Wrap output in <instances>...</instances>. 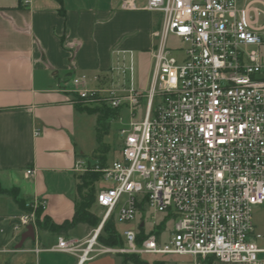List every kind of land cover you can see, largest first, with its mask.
Returning a JSON list of instances; mask_svg holds the SVG:
<instances>
[{"label": "built area", "instance_id": "1", "mask_svg": "<svg viewBox=\"0 0 264 264\" xmlns=\"http://www.w3.org/2000/svg\"><path fill=\"white\" fill-rule=\"evenodd\" d=\"M117 2L122 10L160 14L151 32L148 89L133 85L130 51L104 71L71 75L68 92L76 101L125 108L129 120L119 128L120 157L91 169L108 182L95 191L103 209L98 226L83 243L58 236L49 250L74 254L79 263L100 254H137L175 264H202L209 256L264 264V246L254 240L264 235L255 233L252 221L253 206L264 203V7L252 0ZM170 35L182 50L168 46ZM84 168L77 160L75 170ZM24 206L12 219L13 234L36 227L44 201L33 197ZM147 206L165 222L174 220L167 240L155 232L160 219L136 242ZM111 216L136 222L122 231L119 246L97 240Z\"/></svg>", "mask_w": 264, "mask_h": 264}, {"label": "crops", "instance_id": "2", "mask_svg": "<svg viewBox=\"0 0 264 264\" xmlns=\"http://www.w3.org/2000/svg\"><path fill=\"white\" fill-rule=\"evenodd\" d=\"M145 1L135 0L139 7ZM252 1L264 7V0ZM155 14L122 10L117 0H0V188H15L13 194L0 193V264H121L115 254L79 263L74 254L49 250L58 236L85 242L94 229L85 223L66 234L36 224L34 239L19 249L21 233L13 234L11 223L33 197L44 201L40 220L71 219L78 199L75 163L83 159L78 133L86 115L95 114L82 110L68 92L70 77L104 71L123 51L133 61L136 53L150 52L152 58ZM202 264L247 263L209 256Z\"/></svg>", "mask_w": 264, "mask_h": 264}, {"label": "rangeland", "instance_id": "3", "mask_svg": "<svg viewBox=\"0 0 264 264\" xmlns=\"http://www.w3.org/2000/svg\"><path fill=\"white\" fill-rule=\"evenodd\" d=\"M244 2L246 0H239ZM258 6V5H257ZM264 6V5H263ZM260 7V6H258ZM156 20L159 24L160 14L156 13ZM260 23L264 22V17H260ZM158 27V26H157ZM155 26V28H157ZM126 35H130V32H127ZM168 46L178 47L182 50L183 44L178 41L174 36L170 35L167 40ZM262 52L264 54V46L262 47ZM179 55V53H174ZM134 75H133V85L136 89L145 93L148 89L149 76L152 67V58L150 52L146 53H136L134 57ZM144 102V98L141 103ZM86 106V105H84ZM102 105H90L87 106L88 110L93 112L98 118H102V121L99 123V130L101 132V147L99 148V142L96 138V124H95V115H86V121L84 126L79 130V152H82V157L84 161V169L77 171L78 176L87 172L92 171L91 169L99 164H101L102 159L106 163H111L113 160L120 157V146H121V136L119 134V128L122 127L129 120V112L125 108H121L118 115L115 117L103 118V112H101ZM139 110V107H137ZM105 163V164H106ZM94 172V171H92ZM90 184V183H89ZM108 184L107 181L102 179H97L92 183L95 187H101L102 185ZM144 231L146 232L150 227L153 226L155 222H159L162 217V213L154 212L151 208L144 207ZM90 211L94 214L101 215L103 209L98 207L95 203L92 204ZM137 219H141V213H138ZM163 219V218H162ZM161 219V220H162ZM160 220V221H161ZM174 220H168L165 222V228L161 231V239L167 240L170 236L169 230H172ZM252 221L255 228V233L264 235V203L253 206L252 208ZM115 228L117 232L122 235V231L126 228L136 227V222L132 221L129 223L115 221ZM256 243L260 246H264V239H254ZM120 255V254H115ZM153 257L152 256H141L140 260L148 262L151 264ZM132 263L131 261H125V263Z\"/></svg>", "mask_w": 264, "mask_h": 264}, {"label": "trees", "instance_id": "4", "mask_svg": "<svg viewBox=\"0 0 264 264\" xmlns=\"http://www.w3.org/2000/svg\"><path fill=\"white\" fill-rule=\"evenodd\" d=\"M82 110L86 112H91L88 110L87 106H81ZM119 109H112L106 106H101V112H103V118L107 117H115L118 115ZM102 121V118L97 117V127H96V138L99 142V148L101 147V132L99 130V123ZM101 161V164L98 166H103L106 162ZM100 173L98 172H87L78 176V181L76 183V191H77V202L75 203V209L73 216L70 220H65L61 223H54L49 220L46 216H44L41 220L39 219V215L41 213V209L39 208L36 211L37 216V227L40 229L48 230L54 232L56 234H66V232L76 226L79 223H85L91 227H97L100 222V217L96 216L93 212L90 211L92 204L95 203V187L92 185L95 180H99ZM90 183V184H89ZM15 192V188L11 190L1 189L0 193H8L13 194ZM14 196V195H13ZM24 210H27L22 204ZM139 209L142 213V207L139 206ZM167 217H164L161 222L156 226L155 232L159 234L164 226ZM145 236L144 230L142 227H139V232L137 234L136 242L139 243L141 239ZM98 242L104 245L110 246H119L122 245L123 241L120 234L117 232L115 228V222L113 216L107 219L101 226L100 231L97 236ZM121 256V264H124L125 261H131L134 264H148V262L140 260L141 256L137 254H120ZM151 264H175L174 261L166 260L162 257H153Z\"/></svg>", "mask_w": 264, "mask_h": 264}, {"label": "water", "instance_id": "5", "mask_svg": "<svg viewBox=\"0 0 264 264\" xmlns=\"http://www.w3.org/2000/svg\"><path fill=\"white\" fill-rule=\"evenodd\" d=\"M34 237H35L34 227H33V225L29 224L26 227V229L23 232H21L20 239L17 242V244L15 245V248L16 249L21 248L22 244H23V242L25 240H27V239H31L32 240V239H34Z\"/></svg>", "mask_w": 264, "mask_h": 264}]
</instances>
